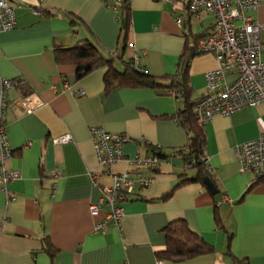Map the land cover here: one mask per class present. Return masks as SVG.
<instances>
[{
	"label": "crops",
	"instance_id": "crops-1",
	"mask_svg": "<svg viewBox=\"0 0 264 264\" xmlns=\"http://www.w3.org/2000/svg\"><path fill=\"white\" fill-rule=\"evenodd\" d=\"M10 2L17 8V25L0 32V78H25L27 83L7 97L13 155L6 167L19 171L20 178L9 184V196L0 185V264H158V252L167 246L164 228L177 219H185L214 252L183 262L163 259L164 264H237V259L264 264V178L247 192L255 178L240 172L234 151L264 133V102L204 125V153L218 194L200 182H187L162 200L182 178L197 174L184 167L181 153H173L187 150L189 143V133L177 119L184 97L175 98L162 87L107 90L106 66L77 78L76 65L56 61L57 48L90 40L114 58L119 71L133 62L168 84L182 74L187 44L212 32L215 15L195 18L189 0H129L125 31L121 9L113 0ZM251 15L264 24V0ZM260 38L264 42V30ZM217 67L214 54L195 51L187 74L192 101L206 90V72ZM236 76L233 69L226 80ZM79 89L85 94H78ZM29 94H36L42 104L26 113L17 101ZM92 126L129 136L122 147L127 158L154 154L157 148L164 154L156 169L144 171L154 182L136 186L119 202L124 208L121 224L110 220L100 232L94 231L95 225L109 207L93 215L91 205L103 196L102 188L112 185L113 173L135 166L127 160L115 163L111 171L100 165ZM66 133L71 142L54 143ZM55 170L60 177L53 176ZM47 238L56 250L53 255L45 249Z\"/></svg>",
	"mask_w": 264,
	"mask_h": 264
},
{
	"label": "built area",
	"instance_id": "built-area-1",
	"mask_svg": "<svg viewBox=\"0 0 264 264\" xmlns=\"http://www.w3.org/2000/svg\"><path fill=\"white\" fill-rule=\"evenodd\" d=\"M121 2L122 0H113L117 9ZM261 2L262 0H189L188 8L195 18H200L204 13H213L216 17L212 32L197 42L198 52L212 53L218 61L217 68L206 72V90L195 106L196 116L203 125L217 116H229L243 108L264 102V42L260 38L264 24L251 15L259 9ZM16 10L10 0H0V32L16 27ZM176 22L182 26L183 18L178 16ZM138 68L146 71L139 66ZM233 69L237 76L228 82L226 75ZM26 83L25 78H0V185L8 196L9 184L20 178V172L6 167L13 155L7 133V97L10 90ZM77 93L83 95L85 91L79 89ZM168 93L178 99L182 97V92L176 88L168 89ZM17 102L26 113L42 104L36 94L26 95ZM90 133L97 161L105 169L111 171V167L121 160H127L135 166L134 172L113 173L112 185L102 188L103 196L91 205L93 215H98L103 206L109 207L105 218L95 225L94 231L100 232L106 230L110 220L117 225L121 224L124 208L119 202L125 200L127 194H132L136 186L146 187L154 182V177L146 175L144 171L156 169L160 157L156 154H137L134 158H127L123 155L122 147L131 140L129 136L109 132L103 126H92ZM72 140L71 134L66 133L55 137L53 141L55 144H65ZM234 151L242 174H252L255 181L264 178V133L236 145ZM201 160L207 162V156ZM190 166L189 163H184L185 168ZM132 173L136 177H132ZM52 174L54 177L61 176L59 170ZM224 200L232 203L227 196H224ZM157 263L164 264L162 259Z\"/></svg>",
	"mask_w": 264,
	"mask_h": 264
},
{
	"label": "trees",
	"instance_id": "trees-1",
	"mask_svg": "<svg viewBox=\"0 0 264 264\" xmlns=\"http://www.w3.org/2000/svg\"><path fill=\"white\" fill-rule=\"evenodd\" d=\"M129 0H124L120 4L121 18L123 20V29L125 31L129 28L130 23V12H129ZM204 37V35L197 37L194 45L188 46V52L182 54V74H177L170 79L168 84L160 81L159 78L153 76L149 73L141 71L137 68L133 62L125 63V68L123 71H119L114 66V58L108 57L102 52L97 44L90 40H83L74 46L66 48H57L56 61L58 63H71L77 67V78H83L87 74L91 73L99 67L106 66L107 70L104 75V82L107 90H112L120 87H162L166 89L176 88L182 92L184 109L179 111L177 114V119L185 127L189 133V143L187 150L178 149L173 153H181L185 163H189L191 166L187 169H196L197 174L193 177H184L181 182L169 192L163 195L162 200L170 198L175 189L187 182H200L204 184V177H211L213 182L215 180L211 174L207 162L201 160L205 155L204 145L206 142L204 125L201 124L195 113V106L198 102L197 100L190 99V90L188 87L187 74L189 63L195 51H197L198 40ZM186 51V50H185ZM186 151V152H185ZM154 154L159 157L164 156L162 150L157 148L154 150ZM262 180V179H261ZM255 181L249 189L257 184L259 181ZM216 185V183H215ZM217 221L220 222L218 213ZM164 232L167 237V246L164 250L158 252L159 259L170 260L174 262H183L201 255H206L214 252V247L209 244L203 236L191 230L185 219H177L170 222L165 228ZM45 249L53 255L56 250L54 249L49 238L45 239ZM227 253L229 254L230 251ZM237 264H249L245 259H237Z\"/></svg>",
	"mask_w": 264,
	"mask_h": 264
},
{
	"label": "water",
	"instance_id": "water-1",
	"mask_svg": "<svg viewBox=\"0 0 264 264\" xmlns=\"http://www.w3.org/2000/svg\"><path fill=\"white\" fill-rule=\"evenodd\" d=\"M204 184L206 185V187L208 188V190L213 194L216 195L219 193V190L217 188V186L215 185V183L213 182V180L211 179V177H204L203 179Z\"/></svg>",
	"mask_w": 264,
	"mask_h": 264
}]
</instances>
